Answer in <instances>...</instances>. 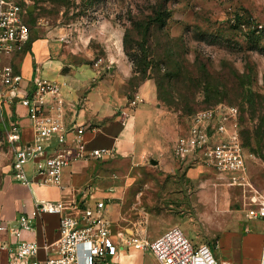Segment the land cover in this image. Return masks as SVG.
<instances>
[{
    "label": "rangeland",
    "instance_id": "rangeland-1",
    "mask_svg": "<svg viewBox=\"0 0 264 264\" xmlns=\"http://www.w3.org/2000/svg\"><path fill=\"white\" fill-rule=\"evenodd\" d=\"M29 5L32 38L54 32L105 60L108 44L117 49L118 43L133 69L131 87L152 81L154 147L140 164L118 163L111 171L118 184L128 186L124 210L143 237L153 240L177 225L193 244L208 243L216 254L224 231L248 225L257 230V222L246 218L241 188L192 157L178 160L173 145L190 115L219 103L236 105L248 171L264 189V0H30ZM253 104L263 109L254 112ZM8 106L0 103V176L18 149L8 139Z\"/></svg>",
    "mask_w": 264,
    "mask_h": 264
},
{
    "label": "crops",
    "instance_id": "crops-1",
    "mask_svg": "<svg viewBox=\"0 0 264 264\" xmlns=\"http://www.w3.org/2000/svg\"><path fill=\"white\" fill-rule=\"evenodd\" d=\"M116 44L117 49L108 44L106 62L110 60L111 64L105 62L100 68L94 64L96 59L92 48L74 47L54 32L46 36H31L24 51L5 58L6 62H11L15 70L22 74V89L33 88L37 78H45L61 85L69 142L75 136V128L83 127L88 149L110 147L116 153L105 159L71 160L63 170L60 186L39 182L35 159L24 164L29 183L15 177L12 163L0 176V222L17 224L20 215L32 211L36 202L41 199L62 200L79 208L93 207L97 199H103L106 202L105 215L111 222L115 239L119 241V251L111 259V263L160 264L150 249L126 245L119 238L120 231L127 235L142 234L140 225L129 218L124 210L128 186L118 184L111 171L118 163L140 164L155 142L151 132L154 117L149 107L154 101L152 81H145L137 89L131 87V63ZM135 96L144 97L146 101L143 105L138 103L132 108L131 117L123 123L121 109L128 108L129 101ZM7 110L10 123L15 121L20 127L21 139L16 145L21 147L32 142L35 134L33 120L20 99L10 103ZM188 126L189 121L184 132ZM56 144L54 137L52 145ZM73 152L71 150L69 157ZM77 212L78 210L74 211ZM253 220L258 224L256 231H252L249 225L245 227L247 229H228L217 239L215 255L221 264H261L264 223L258 219ZM59 222V214L41 213L34 219L33 228L24 230L25 239L37 241L39 259L54 255L55 243L59 237ZM168 229L162 230L155 238ZM1 238L9 246H15V239L10 234L2 233ZM8 257V249H1L0 264H7Z\"/></svg>",
    "mask_w": 264,
    "mask_h": 264
},
{
    "label": "built area",
    "instance_id": "built-area-1",
    "mask_svg": "<svg viewBox=\"0 0 264 264\" xmlns=\"http://www.w3.org/2000/svg\"><path fill=\"white\" fill-rule=\"evenodd\" d=\"M29 1L0 0V103L20 99L34 124L32 142L16 150L13 160L15 177L29 183L24 164L35 159L39 182L60 186L63 170L71 160L105 159L113 157L116 150L110 147L88 149L83 127L75 128V136L69 142L61 85L37 78L33 88L22 89V74L15 70L11 62L5 61L6 57L24 51L29 44L31 30L26 21ZM105 62L101 56L94 64L100 68ZM141 100V97L135 96L129 101L128 108L121 109L123 123L128 121L132 108ZM239 118V107L226 103L195 112L189 117L186 132L175 140L173 152L182 162L192 157L209 165L229 184L239 186L245 199L246 218L264 223V189L257 188L249 174ZM10 124L8 139L16 143L21 139L20 127L15 121ZM54 137L56 146L52 145ZM71 150L74 152L69 157ZM105 208L103 199H97L93 207L85 208L62 200H38L32 211L20 215L17 224L0 222V250L8 249L7 264H112L111 259L119 251V241L113 235ZM41 213L60 215L54 255L42 260L37 257V241L23 237L24 230L32 229L34 219ZM2 233L10 234L15 239V246H9L1 238ZM119 238L120 242L136 248L150 249L160 264H221L210 244H193L177 225L153 240L138 234L127 235L124 231H120ZM261 264H264V249Z\"/></svg>",
    "mask_w": 264,
    "mask_h": 264
},
{
    "label": "trees",
    "instance_id": "trees-1",
    "mask_svg": "<svg viewBox=\"0 0 264 264\" xmlns=\"http://www.w3.org/2000/svg\"><path fill=\"white\" fill-rule=\"evenodd\" d=\"M157 17H158L159 24H164L165 14L160 13V11H159V12H157ZM249 92L253 93V90L251 89ZM259 97H262V96L259 95ZM253 107H254V108H253V109H254V112H257V110H262V109H263V106H262V105H260L259 108H258V107H256V106L253 104ZM239 110H240V109H239ZM239 120H240V133H241V139H242L243 147H244V150H245V146H244V142H243V138H242L241 115H240ZM263 125H264V123H263Z\"/></svg>",
    "mask_w": 264,
    "mask_h": 264
},
{
    "label": "water",
    "instance_id": "water-1",
    "mask_svg": "<svg viewBox=\"0 0 264 264\" xmlns=\"http://www.w3.org/2000/svg\"><path fill=\"white\" fill-rule=\"evenodd\" d=\"M32 8H30V10H31ZM15 100H17V99H15ZM152 162L153 163H157V161H155L154 159H152Z\"/></svg>",
    "mask_w": 264,
    "mask_h": 264
}]
</instances>
